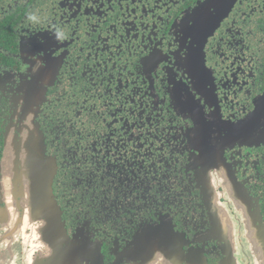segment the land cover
<instances>
[{"label": "flooded vegetation", "instance_id": "flooded-vegetation-1", "mask_svg": "<svg viewBox=\"0 0 264 264\" xmlns=\"http://www.w3.org/2000/svg\"><path fill=\"white\" fill-rule=\"evenodd\" d=\"M202 1L0 0V259L8 218L30 221V195L14 189L23 175L6 168L20 172L6 147L28 122L64 246L86 244L92 264H136L143 249L163 250L167 264H233L206 173L220 148L222 185L252 205L264 238V128L254 139L240 129L264 95V0L232 1L194 75L180 30ZM45 50L55 62L48 86ZM44 227L26 223L20 246Z\"/></svg>", "mask_w": 264, "mask_h": 264}, {"label": "rangeland", "instance_id": "rangeland-1", "mask_svg": "<svg viewBox=\"0 0 264 264\" xmlns=\"http://www.w3.org/2000/svg\"><path fill=\"white\" fill-rule=\"evenodd\" d=\"M232 1L233 0H204L201 2V5L198 6V10L196 9L197 11L195 13V16L197 24L194 23V27H190L191 20L187 18V14L185 15L187 20L185 21L186 18L182 20L180 34H182V36L184 35V37L180 41L182 46L187 47V49L185 50V55L188 59L187 66L188 69L192 70V73L194 75H196L198 71V65L200 64V48L204 45L206 37L213 30V23L215 22L216 25V21L229 12L232 7ZM45 52L47 51H44L40 59L45 60L43 62V67H46V73L44 75L45 78L43 79V83L48 86L51 84L54 77L55 62L49 60ZM263 96L264 95H262L257 109L251 114V120L246 124H243L240 128L246 132L245 136L250 135L252 139L258 137L262 128H264ZM28 117H31L33 119V114H30ZM31 125L32 123L28 122L26 125V129L28 130ZM27 132L28 134L25 135L24 142L26 138H33L30 131ZM12 140L13 136L10 137V139H8L7 141V144H9V146L8 148L6 147V161L11 158V152H13L15 155V160L13 162L14 165V163H16L18 160L20 151L19 165H21V167H27L29 165L37 166L39 161L42 159L40 154L41 149L39 145V139H34V146L31 145L32 143L27 144V146L26 144L23 145V141L20 143L19 139L16 140V142H13ZM31 151L34 152L31 153ZM222 152L223 150L220 148L219 152L217 153V158L215 159V165H210L207 168L208 170L206 171L208 175L213 177H211L210 179V184L212 187L211 202L214 209L218 212L217 219L219 230L226 233L230 239L231 246L233 248V264H264V251L262 249V247L264 246L262 240L264 238L263 236L259 238V228L256 225L255 217L252 214V205H250L247 199L245 200L240 196H236L232 189H230L231 191L227 192L226 186L222 185L226 182L227 179L226 172L223 170L222 165L224 164ZM21 167L20 177L21 175H23ZM9 172L12 177H17L13 169H11ZM18 188L19 189L17 190V192L23 194L20 191L21 189L19 186ZM21 198H23V195ZM17 207L21 208L20 205H18ZM16 213L17 212H15V215L19 214ZM58 230H60L59 227ZM53 242L60 244V248L61 246H63L70 249L73 252L72 253L70 251L72 255H82L84 257L82 258V264H92V262L86 256L92 255L91 252L87 251L88 248L86 247V244L83 246L84 249L81 248L82 245H77L76 242L72 244L73 246H64L65 241L64 237L62 236H58L54 239ZM149 246L150 248L154 247L153 244H149ZM149 253V249L146 251V253L143 249L141 253H133L134 256H132L131 259L133 258L136 264H167L166 259L163 258V250L152 249L151 254H153V256L149 255ZM155 253H158L159 255L155 256Z\"/></svg>", "mask_w": 264, "mask_h": 264}, {"label": "water", "instance_id": "water-1", "mask_svg": "<svg viewBox=\"0 0 264 264\" xmlns=\"http://www.w3.org/2000/svg\"><path fill=\"white\" fill-rule=\"evenodd\" d=\"M153 1V0H152ZM197 10H192V12L188 13V19H190V27H194V23L197 24V20H196V13ZM186 18V17H185ZM187 18L185 19V21L187 20ZM198 32V29H197ZM29 131V129H28ZM32 136H34L32 134ZM35 139H39L38 137ZM34 146V140L29 137L25 139H23V145L26 144H30ZM39 145H40V149H41V153H42V143L39 141ZM30 146V145H29ZM34 151H31V153H33ZM40 153V154H41ZM19 156H20V151H19ZM8 164V165H7ZM6 164V168L8 171H10L11 168V163H7ZM10 165V166H9ZM45 161H43L42 159L39 161L38 165H29L27 167H25L24 170H21L23 172V180H25V182H23V180L21 181V183L16 184L14 183V189L15 191H17L20 187V191L25 194V195H30V200L25 201L24 203L26 204L25 206L29 209L26 208L27 212L29 213V217L32 221L35 220V218H39L40 221H43L45 223V227L43 229H41V231L43 232H56V234L53 235V241L55 238H57L58 236H62L64 238H66L65 233L62 231V229L60 228V230H58V227H61L59 225V222L57 221L56 218V212H54L56 210L55 204L52 201V199L50 198V194L47 195H43L42 192V180L45 179H49V177H45L44 178V173H46V169H45ZM13 171L16 174H20V172H18L17 170V165L15 166V168H13ZM26 185V186H25ZM47 199V201H46ZM46 202V203H45ZM25 206H22V208H25ZM39 215V217L37 216ZM25 218V217H24ZM27 223H30V221H27ZM47 224V227H46ZM46 228V230H45ZM55 245H58L60 248V244L58 243H54ZM60 249H63L62 246Z\"/></svg>", "mask_w": 264, "mask_h": 264}, {"label": "crops", "instance_id": "crops-1", "mask_svg": "<svg viewBox=\"0 0 264 264\" xmlns=\"http://www.w3.org/2000/svg\"><path fill=\"white\" fill-rule=\"evenodd\" d=\"M8 221L11 226L7 232V240L10 243V247L8 248L7 255L4 254V257L0 259V264H72L75 261L76 257L67 252V248L61 250L57 248L55 250L56 247L49 245V243H52L53 235L56 232L37 231L38 234L28 235L29 238L27 239L28 243L26 246H20V237L27 235L24 229L27 220L22 216L8 218ZM32 221L40 222V219L36 217ZM32 221L30 219V222ZM38 243H41L40 247L37 245ZM42 246H45L44 249ZM49 249L54 251V253L48 251Z\"/></svg>", "mask_w": 264, "mask_h": 264}, {"label": "clouds", "instance_id": "clouds-1", "mask_svg": "<svg viewBox=\"0 0 264 264\" xmlns=\"http://www.w3.org/2000/svg\"><path fill=\"white\" fill-rule=\"evenodd\" d=\"M27 19H28L29 21H33V22H34V21H36V20L38 19V17H37L36 14H34V13H29Z\"/></svg>", "mask_w": 264, "mask_h": 264}]
</instances>
